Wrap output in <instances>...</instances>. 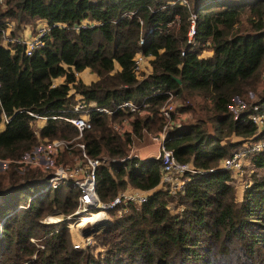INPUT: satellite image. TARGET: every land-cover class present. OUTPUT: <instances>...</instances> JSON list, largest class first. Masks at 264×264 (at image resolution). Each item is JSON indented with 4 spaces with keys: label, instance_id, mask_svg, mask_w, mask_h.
<instances>
[{
    "label": "trees",
    "instance_id": "obj_1",
    "mask_svg": "<svg viewBox=\"0 0 264 264\" xmlns=\"http://www.w3.org/2000/svg\"><path fill=\"white\" fill-rule=\"evenodd\" d=\"M189 2L6 0V7L0 6V124L4 114L9 117L0 127L1 158L16 160L43 137L77 135L64 117L75 114L71 107L78 99L108 108L144 99L149 110L144 114L92 109L91 127L79 139L90 155L116 158L97 167L101 200L132 186L152 190L160 160L120 158L132 134L161 128L158 107L172 92L187 100L179 109L190 110L191 117L171 127L165 143L178 160L198 169L186 172L182 191L154 189L143 203H129L120 216L113 213L101 228L104 250L93 255L73 247L66 221L40 220L76 208L79 191L73 182L42 189L49 174L9 161L0 166V264H264V149L249 154L251 173L240 190L231 171L220 167L245 140L264 136V127L258 130L247 117L252 103L264 110V0ZM191 11L197 17L188 42ZM11 19L15 28L9 35L18 38L17 29L27 24L35 29L36 19L45 20L42 46L27 55L23 43L4 40ZM83 20L96 23L83 26ZM208 49L211 54L203 55ZM138 52L147 72L134 69ZM86 68L96 78L77 76ZM58 77L63 79L53 85ZM237 101L247 105L238 113ZM28 111L49 116L38 135ZM131 115V131L113 130L112 120ZM171 200L182 210L168 208ZM31 238L41 239L43 247Z\"/></svg>",
    "mask_w": 264,
    "mask_h": 264
},
{
    "label": "built area",
    "instance_id": "obj_2",
    "mask_svg": "<svg viewBox=\"0 0 264 264\" xmlns=\"http://www.w3.org/2000/svg\"><path fill=\"white\" fill-rule=\"evenodd\" d=\"M183 4L190 6L189 0H180ZM217 1H235V0H217ZM3 0H0L2 3ZM196 13L193 11L189 14V26L187 29V40L188 42L192 41L195 33V23H196ZM95 21L83 20L81 24L94 25ZM6 30L12 25V21L8 20L6 22ZM168 26L172 25V21L167 23ZM49 25L47 22L39 23L36 25V31L29 37H12L6 34L4 40L6 41H18L24 44V52L29 55L34 52V50L43 44V36L47 32ZM153 27H149L148 31H152ZM5 30V31H6ZM7 33V31H6ZM144 38L140 37L139 43H143ZM145 62V57L142 53H136L134 57V69L138 71ZM261 77L264 80V69L261 73ZM57 82H53V85ZM174 95L172 92L168 93L167 99L158 107V114L163 119V124L159 130L153 133H149L151 140L157 144V151L153 157L160 160V179L158 184L161 185L160 188H167L171 194H176L179 191L183 190L184 181L186 179V172L195 173L198 171L191 162L189 161H180L175 156L172 148L168 147L165 143V139L168 135V130L173 126H180L185 119L190 116V112L187 110H180L179 108L185 104L177 103L171 100V97ZM84 99H78L71 107V110L75 113L74 115L65 116L64 118L73 124L77 130V139L74 141L71 137L65 138H53L51 140H46L47 137H44L45 143L41 146V153L39 155H27L26 152L23 156L16 160L10 158H1L0 161H15L19 164L24 165H38L42 169L49 170V176L47 182L42 189L55 188L60 183L66 180H71L75 187L78 189V201L76 208L68 214H48L44 217V222L54 223L60 221H66V225L73 229H81L83 225L77 224L78 219L83 215L93 214L96 212L104 213L98 220L89 222L88 233H81L79 238L72 240V245L74 248L85 249L91 248L97 240L95 239V234L101 232L102 224L111 221V217L107 214V211L113 210L116 215L120 216L128 210L129 203L141 204L147 200L150 191L148 189H142L139 187H127L121 189L116 193V195L108 201H103L100 199L97 190H96V171L97 167L107 160L106 156H92L90 155L85 147V143L79 138L82 136L84 130L91 127V120L89 118V112L92 109H96L101 112L112 113L117 108H123L130 112H137L139 114L147 113V104L143 99L140 103H135L130 99L124 100L116 104L113 108H108L106 106H98L96 103H92ZM244 104H240L237 108V112L242 111L245 108L246 103L241 101ZM28 113L35 118L32 120V126L34 132L38 135V131L41 126H43L49 116L47 115H38L32 111ZM51 117H56L52 115ZM133 117H124L122 120H112L111 127L118 134L123 135L125 132L131 131L130 120ZM247 117L257 126L258 130H261L264 127V110L260 108L259 104L252 103ZM9 121L7 115H3L2 123L5 124ZM40 122V125H36V122ZM73 149H76L73 156V164L65 166L61 163L53 164L52 160L59 152H71ZM264 149V136L258 138H248L242 143L232 154L223 157L220 161V167L223 169H228L231 171L233 177L238 174H242L243 163L250 164L249 154L252 152H257ZM40 156V157H39ZM137 155H132L127 152V154L120 158L121 160L126 157H132ZM140 157V156H137ZM106 158V159H105ZM41 160H45L48 164H44ZM111 160H116V158H111ZM51 162V166L49 164ZM41 163V164H40ZM212 168H210L211 170ZM204 171V170H199ZM157 184V185H158ZM246 185V182L243 183ZM168 208L175 212L182 210V206L175 205L174 201H169L167 203ZM112 215V213H111ZM106 218L110 220H106ZM106 220V221H105ZM105 221V222H104ZM32 241L36 242L37 246L42 248L43 243L38 238H31ZM100 244H98L99 246ZM103 250L104 247L100 245ZM100 249V248H99ZM103 250L99 252H103Z\"/></svg>",
    "mask_w": 264,
    "mask_h": 264
},
{
    "label": "rangeland",
    "instance_id": "obj_3",
    "mask_svg": "<svg viewBox=\"0 0 264 264\" xmlns=\"http://www.w3.org/2000/svg\"><path fill=\"white\" fill-rule=\"evenodd\" d=\"M6 5H7L6 0H3V2L0 3V6L1 7H6ZM10 21H12V25L10 26L9 29L6 30L7 33L5 31V35L6 34L7 35L12 34L11 33L12 32V29L15 28V21L13 19H11ZM36 22L37 23L35 25H37L39 23H44L46 21L43 20V19H36ZM34 28L35 29H33V27L30 24L24 25L21 28H19V29L16 30L19 33V34H17V36H19V37L25 36L26 38H29L36 31V27H34ZM26 31H28V32L26 33ZM12 36L13 37H16L15 35H12ZM149 69H150L149 66L147 64H145V62H144V64L142 65V67L138 71L145 70L147 72ZM76 74H77L78 77L82 78L85 81H90V80L96 78V76H97L95 72H92V71H90L87 68L86 69H83L80 72H77ZM62 79H63L62 77H58L54 81L55 82H61ZM249 95H250V97H254L255 96L254 93H252V92H250ZM171 100L173 102L177 103V105H180L181 103H183L185 105L187 104V100L186 101L180 100V99H178V98H176L174 96L171 97ZM240 104H244V103H242L241 101H237L235 103V105L233 106V109H234L235 112H237L236 110H237V108H239ZM245 107H247V105H245ZM180 110H187V109H180ZM187 111L191 113L190 110H187ZM36 125H40V122L39 121L36 122ZM53 138H65V137H59V136L50 137L49 136V137L46 138V140H51ZM71 138H73L74 141H75L77 139V136L75 135L74 137H71ZM44 143H45V141H44V137H43L42 139H40V142L37 145H35L34 148H32L29 151L28 154H25L24 156L26 157L27 155H32V154L39 155L41 153V151H42L41 150V146ZM128 148H129L128 149L129 153H131L132 155L135 154L137 156L146 155V156H149V157H153L155 155L156 151H157L156 144L151 140V138L149 136V133H147V132H145L142 136H138V135H135V134L133 135L132 134L131 141L129 142ZM74 156L72 154H70V153H67V152L63 153V151H62V152H59L55 157H53L52 163L53 164H59V163H61V164L65 165V166L72 165L73 164V158H74ZM109 159L111 160V158H108L107 157V160H109ZM7 162L8 161H5V162L4 161H0V164H1L0 166L1 167H4L7 164ZM41 162H43L44 164H48V162H46L45 160H41ZM15 163L17 164L18 167L21 168V170H23V169H29V168H35V169H39V170H41V171H43L45 173H49V170H50V168H48V169H42L37 164L36 165H34V164L33 165H31V164L30 165H26V166H28V168H25L22 164H19L17 162H15ZM49 164L51 166V162H49ZM242 171H243L242 174H238L237 173V175L235 177H233V182H234V184H235V186H236L237 189H240L243 186V183L249 177V175L251 173V166H250V164L247 165V163L244 162L243 163V170ZM160 187H161V185L158 184L152 190L158 189ZM180 206H182V205H180ZM111 213H112V215H111ZM113 213H115V212L113 210H110V211H107V214L106 215H108L109 217L113 218L112 217L113 216ZM44 217L42 219H40V220L43 221L44 220ZM95 220L96 219H94V221ZM106 220H110V219L106 218ZM88 224L89 223L83 224V227H81V229H78V230H76V229L70 230V228L68 227L71 241L73 239L79 238V236L81 235L80 231L83 233V228L84 227H86L84 229V232H87L88 233L90 231V229H88V227H89ZM94 236H95V239L97 240V242L91 248H88L86 250V251L90 250L93 255L98 254V253H101L99 251L100 250L101 251L103 250V248L100 246V245H102L101 244V242H102V234H101V232L99 231V234H95ZM98 244H100V245L98 246Z\"/></svg>",
    "mask_w": 264,
    "mask_h": 264
},
{
    "label": "bare ground",
    "instance_id": "obj_4",
    "mask_svg": "<svg viewBox=\"0 0 264 264\" xmlns=\"http://www.w3.org/2000/svg\"><path fill=\"white\" fill-rule=\"evenodd\" d=\"M99 214H104L102 212H96V213H93V214H88V215H83L81 216L78 221H77V224L79 225H83V224H86V223H89V222H93L95 218V215H99Z\"/></svg>",
    "mask_w": 264,
    "mask_h": 264
},
{
    "label": "crops",
    "instance_id": "obj_5",
    "mask_svg": "<svg viewBox=\"0 0 264 264\" xmlns=\"http://www.w3.org/2000/svg\"><path fill=\"white\" fill-rule=\"evenodd\" d=\"M223 2H225V1H223ZM27 32H28V31H26V33H27ZM26 33H25V34H26ZM211 52H212V51H211L210 49H208L207 51L205 50L202 54H203V55H208V54H211ZM145 63H146V62H145ZM57 83H58V82H57ZM91 102H92V103H95V101H93V100H92ZM190 116H191V113H190ZM190 116H189V117H190ZM189 117H188V118H189ZM185 120H186V119H185ZM3 125H4V124L1 122L0 127H3ZM241 145H242V144H241ZM156 148H157V144H156ZM148 157H149V156L143 155V156H140L139 158H141V159H146V158H148ZM239 190H240V189H239Z\"/></svg>",
    "mask_w": 264,
    "mask_h": 264
},
{
    "label": "water",
    "instance_id": "obj_6",
    "mask_svg": "<svg viewBox=\"0 0 264 264\" xmlns=\"http://www.w3.org/2000/svg\"><path fill=\"white\" fill-rule=\"evenodd\" d=\"M85 228H86V227L83 228V233H87V232H84V229H85Z\"/></svg>",
    "mask_w": 264,
    "mask_h": 264
}]
</instances>
